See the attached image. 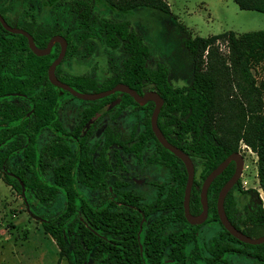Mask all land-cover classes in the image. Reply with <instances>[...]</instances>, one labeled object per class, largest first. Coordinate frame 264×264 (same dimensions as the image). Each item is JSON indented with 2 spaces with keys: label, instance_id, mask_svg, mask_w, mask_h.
<instances>
[{
  "label": "trees",
  "instance_id": "obj_1",
  "mask_svg": "<svg viewBox=\"0 0 264 264\" xmlns=\"http://www.w3.org/2000/svg\"><path fill=\"white\" fill-rule=\"evenodd\" d=\"M56 1L46 0L52 4ZM106 1L120 11L148 6L170 12L166 0ZM234 1L240 8L264 13V0ZM75 3L79 25L86 29L82 36H92L90 4L85 0ZM14 5L15 0H0V13L13 10ZM97 29L106 45L112 48L122 45L126 52L121 64L101 79L92 71L76 72L63 65L77 48L69 27L37 26L33 32L27 28L34 33L39 46H44L53 33L67 39L65 57L55 72L59 79L75 88L99 91L124 82L139 93L150 86L162 96L157 122L167 139L186 151L194 163L189 210L192 214L199 213L204 177L229 152L236 150L237 144L232 145L216 134L212 117L216 78L208 69L198 67L196 58H202L206 49L209 52L216 39L228 36L247 66L261 63L264 68V28L240 33L227 29L206 36L184 37L183 43L192 53L194 65L191 81L181 86L169 82L165 62L154 66L146 63L150 46L129 18L102 17ZM58 51L59 43L55 42L49 53L37 55L29 48L25 35L8 31L0 22V172L22 195L28 212L40 220L55 240L60 255L70 264H232L227 254L242 253L264 264V241L243 242L229 233L218 218L217 195L233 171L232 162L211 181L207 190L208 216L202 223L216 220L221 229L206 241L199 233L202 223L188 222L182 202L187 171L183 161L165 148L152 131V100L138 103L130 94L120 95L119 91L97 99H83L87 105L80 111L78 121L69 130L64 127L58 112L60 99L64 93L73 95L52 84L47 76L48 65ZM117 97L119 102L112 105ZM106 104L110 106L104 108ZM112 109L114 115L124 109L129 112L141 109L142 127L136 134L133 130L122 136L111 124L106 125L94 154L96 147L87 146L93 125L91 118ZM18 126L25 128H15ZM253 126V139L245 137V140L259 155L264 190V112L256 113ZM113 144L119 145L114 149L117 157L114 164L108 156ZM119 148L132 152L140 161L167 168V182L152 181L157 186L153 199L147 200L141 193L127 188V182L115 172L122 163L118 158ZM150 148L151 153L146 155ZM144 156L147 159H141ZM241 190L238 179L224 198V208L231 222L250 235L247 223H264V207L260 203L256 209L245 206L240 213L237 194ZM60 194L61 206L48 209Z\"/></svg>",
  "mask_w": 264,
  "mask_h": 264
},
{
  "label": "rangeland",
  "instance_id": "obj_2",
  "mask_svg": "<svg viewBox=\"0 0 264 264\" xmlns=\"http://www.w3.org/2000/svg\"><path fill=\"white\" fill-rule=\"evenodd\" d=\"M75 1L57 0L52 4L45 0H16L14 10L23 12L32 5L36 22L40 25L52 26L55 22L68 25L77 48L73 58L64 65L76 72L92 71L97 79L118 67L126 56L122 45L112 48L103 41V35L97 29L102 17L129 18L150 46L146 63L154 66L157 62H165L169 70L168 80L173 86L188 84L192 79L194 58L183 43L184 37L197 34L206 36L227 29L240 33L264 28L263 12L240 8L234 0H166L170 5L169 13L148 6L120 11L106 0H86L91 7L89 29L92 37L85 38L82 31L86 29L79 25L80 17ZM196 64L202 69H208L216 78L212 117L217 136L232 145L237 144V150L244 157L239 178L242 190L237 194L238 211L243 213L245 206L256 209L259 203L264 207L259 155L245 140V137L253 139L255 115L264 112V68L261 63L247 66L228 36L216 39L209 52L204 51L202 58H196ZM86 105L83 99L76 96L70 97L66 93L61 96L58 112L66 129H71L78 121L80 111ZM109 106L106 104L104 108ZM114 111L98 112L95 119L91 118L93 125L87 146L89 149L96 147L94 154L102 142L106 125L111 124L122 136H127L133 130L137 132L142 127L141 110L135 113L124 109L118 115H114ZM118 147L113 144L108 150L112 164L116 162L114 149ZM151 151L152 148L148 149L146 155ZM118 158L122 163L117 165L115 172L127 182V188L141 193L147 200L157 194V186L152 181L169 180V172L163 164L145 163L135 159L132 152L121 148ZM62 200L60 194L48 209L58 208ZM247 225L251 236L264 234V223L253 225L248 222ZM220 229L221 225L216 220L204 222L199 227L200 237L207 241ZM227 258L232 264H261L256 258L242 253H229ZM0 264H70L66 257L60 255L58 245L44 230L40 220L28 212L22 195L3 179L2 172Z\"/></svg>",
  "mask_w": 264,
  "mask_h": 264
},
{
  "label": "water",
  "instance_id": "obj_3",
  "mask_svg": "<svg viewBox=\"0 0 264 264\" xmlns=\"http://www.w3.org/2000/svg\"><path fill=\"white\" fill-rule=\"evenodd\" d=\"M0 22L3 25L5 29L8 31H11L13 33H21L26 36L27 43L29 48L37 55H43L50 52L52 45L55 41L59 42L60 49L57 54V56L50 62L47 68V76L49 81L60 88L62 91L67 90L69 91L73 96H76L78 98L84 99V100H92L104 97L106 95H109L115 91H119L120 95L124 92L130 94L135 101L138 103H145L148 100H152L154 102V107L151 112L150 116V123L152 131L154 132V135L156 136L157 140L168 150L173 152L176 156H178L184 163L186 171H187V179L184 187L183 192V211L186 219L188 222L192 224H199L202 223L208 216V201H207V189L211 183V181L227 166L230 159L236 160V166L233 171V173L230 175L228 179L225 180V182L221 185L218 195H217V202H216V208H217V214L218 218L223 225L224 228L228 230L229 233H231L233 236H235L237 239L248 242V243H260L264 241V234L259 236H251L245 232H243L241 229L237 228L231 220L228 218L225 208H224V198L228 192V190L231 188V186L237 181L241 170L243 166V157L240 152L233 151L229 153L226 157H224L214 168H212L207 175L204 177L201 187H200V202H201V210L197 214H192L189 210V200H190V194H191V188L194 180V174H195V168L194 163L190 157V155L184 151L182 148L178 147L177 145L171 143L167 137L164 135L162 130L160 129L157 118L159 110L161 109L163 105V98L162 96L154 89H146L143 91V93H139L135 88L129 86L127 83L124 82H117L112 87H109L107 89H102L99 91H81L71 84L59 79L56 75L55 68L57 64L62 60V58L65 55L66 47H67V41L64 36L61 34H53L48 39L45 46H37L34 42V38L30 32H28L26 29L18 26H12L10 25L2 16L0 13ZM120 100V97H117L115 100H112L111 104H115ZM144 219V217H143Z\"/></svg>",
  "mask_w": 264,
  "mask_h": 264
},
{
  "label": "flooded vegetation",
  "instance_id": "obj_4",
  "mask_svg": "<svg viewBox=\"0 0 264 264\" xmlns=\"http://www.w3.org/2000/svg\"><path fill=\"white\" fill-rule=\"evenodd\" d=\"M86 1V0H85ZM45 2H46V0H45ZM87 2V1H86ZM46 3H48V2H46ZM15 4H16V0H15ZM32 8V5H29L28 6V9L27 10H25V11H23V12H21V11H15L14 9H15V5H14V8H13V10H11V11H8V12H5L4 13V15H2L3 17H4V19L10 24V25H12V26H18V27H22V28H24V29H26L27 30V28H29V29H31L32 30V32L33 31H35L36 30V27L37 26H41V27H44V26H42V25H40L39 23H37L36 22V19H35V13H34V11H33V9H31ZM31 9V10H30ZM53 24H59V25H63V26H65V27H69L68 25H65V24H62L61 22H55V23H53ZM47 27V26H46ZM28 31V30H27ZM11 32V31H10ZM28 32H30L31 34H32V36H33V38H34V33H32L31 31H28ZM53 34H57V33H53ZM52 34V35H53ZM58 34H60V33H58ZM69 34H71V31H70V28H69ZM51 35V36H52ZM62 35V34H61ZM63 36V35H62ZM89 37H92V36H89ZM50 38V37H49ZM86 38V37H85ZM66 39V38H65ZM66 41H67V39H66ZM26 42H27V38H26ZM34 42H35V44H36V41H35V39H34ZM55 42H57V41H55ZM54 42V43H55ZM47 43V42H46ZM59 43V42H58ZM28 44V43H27ZM37 45V44H36ZM54 45V44H53ZM53 45H52V48H53ZM67 45H68V42H67ZM37 46H39V45H37ZM45 46V45H44ZM40 47H42V46H40ZM52 48H51V50H52ZM59 49H60V44H59ZM66 49H67V47H66ZM50 50V51H51ZM59 52V51H58ZM66 53V52H65ZM58 54V53H57ZM57 56V55H56ZM64 57H65V55H64ZM63 57V58H64ZM63 58H62V60H63ZM73 58V56L71 57V58H67V59H65L64 61H63V65H64V63L65 62H67L68 60H70V59H72ZM61 60V61H62ZM60 61V62H61ZM59 62V63H60ZM65 66V65H64ZM66 67V66H65ZM144 89L146 90V89H150V86H145L144 87ZM13 100V99H12ZM14 100L15 101H18V99L17 98H14ZM139 110H141V109H139ZM139 110H137V112L139 111ZM142 111V110H141ZM29 113V111H27V114ZM136 113V112H135ZM143 113V112H142ZM15 128H17V129H24L25 127H20V126H18V127H15ZM138 132V131H137ZM137 132H135V134L137 133ZM131 133V132H130ZM129 135V134H128ZM233 151H238V152H240L241 153V151L240 150H232L231 152H233ZM231 152H229V153H231ZM228 153V154H229ZM227 154V155H228ZM226 155V156H227ZM241 155H242V153H241ZM134 156H135V159H140V158H138L135 154H134ZM225 156V157H226ZM242 157H243V155H242ZM120 159V158H119ZM141 159H147V157L146 156H144V157H142ZM233 163V171H234V169H235V166H236V160L235 159H230V161H229V163ZM243 162H244V157H243ZM228 163V164H229ZM227 164V165H228ZM233 171L231 172V174L233 173ZM241 172H242V170H241ZM230 174V175H231ZM240 175H241V173H240ZM240 175H239V177H238V179L240 178ZM230 177V176H229ZM228 177V178H229ZM237 179V180H238ZM208 190V189H207ZM145 219V218H144Z\"/></svg>",
  "mask_w": 264,
  "mask_h": 264
},
{
  "label": "crops",
  "instance_id": "obj_5",
  "mask_svg": "<svg viewBox=\"0 0 264 264\" xmlns=\"http://www.w3.org/2000/svg\"><path fill=\"white\" fill-rule=\"evenodd\" d=\"M170 6V5H169ZM189 36H194V35H189Z\"/></svg>",
  "mask_w": 264,
  "mask_h": 264
},
{
  "label": "built area",
  "instance_id": "obj_6",
  "mask_svg": "<svg viewBox=\"0 0 264 264\" xmlns=\"http://www.w3.org/2000/svg\"><path fill=\"white\" fill-rule=\"evenodd\" d=\"M206 51H207V49H206Z\"/></svg>",
  "mask_w": 264,
  "mask_h": 264
}]
</instances>
